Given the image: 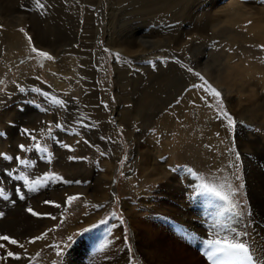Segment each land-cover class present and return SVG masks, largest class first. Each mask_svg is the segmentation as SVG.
Segmentation results:
<instances>
[{"label": "rangeland", "instance_id": "obj_1", "mask_svg": "<svg viewBox=\"0 0 264 264\" xmlns=\"http://www.w3.org/2000/svg\"><path fill=\"white\" fill-rule=\"evenodd\" d=\"M40 3L43 7H38L36 0H0V10L17 11L15 30L36 24L44 33L43 39L56 42L54 50L59 54L56 62L62 72L70 69V61H64L71 55L69 45L80 49L82 54L76 56L85 66L79 65L82 72L78 76L90 85L84 87L88 89L84 96H90L91 101L78 104L77 117L85 119L79 113L83 107H92L93 102L95 109L108 114L109 131L98 132L105 120H97L96 116L92 121L94 128L90 124L75 128L62 120L59 128L53 120L50 127H40L41 121L29 117L25 110L22 132H13L17 120L10 112L12 107L25 102L31 109L48 113L50 95L44 97L45 101L30 97L36 86H30L28 77L38 72L34 78L51 88L54 79L48 75L47 62L55 58L40 57L32 51L33 47L24 55L20 38L16 49L11 50L8 32L0 26V189L3 190L0 222L13 217L18 205L22 208L21 216L40 221L56 217L35 236L17 235L21 240L15 239L12 231L0 228V235H8L23 245L22 248L15 245L22 259L6 260L22 264L27 257L24 264H66L73 246L92 237L95 247L92 264H98L96 256L105 250L113 252L111 264H149L139 249V239L135 238L136 222L153 229L159 225L168 234L173 232L175 222L170 215L176 212V203L163 191L166 185L173 184V178L178 186L187 187L194 181L192 187L196 189L187 190L188 194L200 202V208L210 217L220 216L218 205L223 202L200 194L198 185L201 182L224 185L231 203L237 206L232 214H238L243 227L250 229L246 224H252L247 221L251 201L248 185L264 176L261 118L264 112L256 110L239 116L237 103L240 101L243 107L252 104L244 88L246 85L253 88L260 78L249 71L254 57L262 55L264 59V35L251 34L250 25L264 16V0H40ZM240 9L246 10L247 17L236 16ZM249 13H255V17ZM24 17L25 20H18ZM118 35H123L121 40L130 44L132 55L122 54L110 45L120 38ZM242 46L246 49H240ZM235 66L245 75L231 76L229 80L235 91L233 101L218 86L217 78L223 71L233 73ZM116 71L122 74L123 82L117 83L124 87L122 98L126 96V101L120 102L117 96ZM76 77L73 74L69 78ZM74 85L67 83L61 92L69 94ZM209 86L220 97L212 95ZM258 94L263 97L264 90ZM75 98L80 101L81 95ZM228 99L233 103L229 104ZM124 111L129 118L121 127L117 122ZM137 111L141 115L139 120L133 116ZM224 112L235 121L234 128L228 124ZM37 142L47 151L37 150ZM18 148L20 153H16ZM16 157L28 163L20 164ZM52 173L62 179L32 186V181ZM21 176L27 177L29 183ZM101 177L105 179L103 185H99ZM53 192L65 198L63 204L57 197L52 198ZM69 196L78 199L69 204ZM29 207L40 215H32ZM193 207L198 209L196 202ZM38 236L44 238L30 242ZM4 245L1 251L12 244ZM202 248L199 243L198 251H194L209 264Z\"/></svg>", "mask_w": 264, "mask_h": 264}, {"label": "bare ground", "instance_id": "obj_2", "mask_svg": "<svg viewBox=\"0 0 264 264\" xmlns=\"http://www.w3.org/2000/svg\"><path fill=\"white\" fill-rule=\"evenodd\" d=\"M245 11L243 9L238 10L236 16L237 17H240V16L244 17L246 15V17H247L248 13H246ZM16 12L17 11H9V10H6L4 8H2L0 10V26L3 25V29L5 30V32H6V30L8 32V35L6 36V38H7L8 44L10 46V49L11 50L16 49V46L18 43L17 38H20L24 43V46H23L24 55H27L30 52L31 47H36L42 51L49 53L50 55L52 54V56H53L52 58H55V60H51V61L47 62V69L49 71L48 75L51 78L53 77V79H54V80L52 79L54 84L52 85L51 88L49 86H46L44 83H42L39 78H37V79L34 78V76L37 75L38 72L33 73V74L31 73L32 75L30 77H28V80L30 81V84H31L30 86H36V88H34L30 91V97H32V98H39L40 97L43 100L44 97H46L44 95V93H47L48 95H50V102H49L50 106L48 109V113L47 112L45 113L42 109H40L38 111L35 109H31L30 108L31 106L29 107V105H27L28 103H25V102L21 103L19 106L12 107L10 112H11V114H13V119L17 120V121H15L17 123V126L12 128V131L13 132L16 131V133H18V134L20 132H22L20 129V125H22V124L25 125V122H22V121L27 116V115H25L26 113H24V111L28 110L29 112L27 111V113L30 114L29 117L32 116L34 119H39L41 121L40 127H46V128L50 127V125H51L50 123L52 120L55 121L57 124H60L61 120L68 122V123H71L72 127H75V128L80 127L81 125H84V124H90L92 126L93 125L92 121H94L93 116H96L97 120L98 119L101 121L105 120V122H103V123L101 122L102 126L100 125L101 128L98 132L103 131L104 133H107L109 131L108 114L105 112L101 113L99 109H95V107H93L94 106L93 102H92L93 108L90 106L88 107V109L83 107L81 112L79 113V115L85 119L79 120L77 117V111L80 110V108H78L79 107L78 104H82V105L89 104L90 102L88 103V101H91V99L89 100L90 96H88V97L84 96L85 91L87 89L84 87L85 86L90 87V85H88L80 76H78V73L81 74V72H82V71H80L81 69H80L79 65L82 64L83 66H85V64H84L85 62L83 63L80 61V59H78V57L82 54L80 49H78V48L76 49L75 46H73L72 44L69 43L70 44L69 46H71V50H68V52H69L68 54H71V55H70L69 59H64V61L65 60L70 61L69 62L70 69L67 72H62L61 69L59 68L58 63L56 62L57 61L56 59L59 56V54H56V50H54L56 42L52 44L51 40L43 39L44 33L41 32L38 25H36V24H32L31 27H29V28L19 26V28L15 30L14 20L16 18H14V14L16 15ZM20 14H22V13L20 12ZM250 14H252L251 17L255 15V13L254 14L249 13V15ZM263 15H264V13L262 14V16ZM22 16H23V14H22ZM18 20L19 21L25 20V17L23 19L19 18ZM251 23H252V25H250L251 34L253 33L256 35V34L261 33L262 35H264V32H263L264 31V16L261 17L260 20L253 21ZM260 30L262 32H259ZM1 32H2V29H0V34H1ZM5 32L3 33L4 42L6 41L5 40ZM245 34H247V33H245ZM248 34L250 35V33H248ZM112 35L116 36L114 34H112ZM118 36H120V38H116V41H114V42L111 41L110 45L113 46V48H115V49L121 50L122 54L124 52L126 55L127 54L130 55L132 53V52H130V44L125 43L124 41L121 40V36H123V35H118ZM259 37H260V35H259ZM259 37H258V39H259ZM112 38H111V40H112ZM44 40H46V41H44ZM253 40L255 41V39H253ZM49 44H52V45H49ZM240 49L244 50V49H246V47L242 46ZM252 50H254V49H252ZM259 51H261V50H259ZM256 54H258V53H256ZM259 56L260 55H258V57H254L256 60L255 59L252 60L253 63L251 62V64H250L251 65L250 68L252 70L249 71V73L250 74L254 73L255 77L258 76L260 78L257 82L253 83V85L251 84L253 86V88H251L247 85H246V88H244V91L246 93L247 92L249 93L248 97L252 98V104L249 106L243 107L242 105H240V103H241L240 101H238V103L236 102L238 107L240 108V111L238 114L239 116L243 115L244 113L248 114V112H252V111H256V110H260V111L264 112V96L262 97V96H260V94H258L260 90L261 91L264 90V61H263L264 59H262V55H261V57H259ZM63 58H65V57H63ZM243 62H246V61L243 60ZM248 63L249 62H247V64ZM205 66H206V64H205ZM238 67L239 66L234 67L233 73H230L229 71H223L217 78L218 86L221 87V89H223V91L225 92V95H228L230 98L233 99V101L235 100V96H234L235 91L232 90V88H231L232 86H230L228 84L229 80H230L231 76H233V78H238L239 75L240 76L245 75V72L241 71V69L239 70ZM243 68H244V66H243ZM250 68H249V70H250ZM139 69H140V66H139ZM247 69H248V67H247ZM73 74L75 76H77L76 79L75 78L74 79L69 78ZM116 75H117L116 84L118 86L117 87V96L120 97L119 98L120 102H122L126 99V96H124L122 98L124 87L122 88V85H119L117 83L118 81L120 83L123 82L122 74L120 72L116 71ZM85 76H86V74H85ZM87 78H89V77H87ZM89 80H90V78H89ZM238 80L242 81L241 78H239ZM67 83L76 84L72 87V90L68 91L69 94H65L66 92L65 93L61 92L66 87ZM38 89H41V90L38 91ZM238 93H240V91H238ZM79 94L81 95L80 101L75 98V96L79 95ZM86 95H88V93ZM92 95H94V94H92ZM51 97H56L57 99L62 100L64 102V105L59 106V105L53 104L51 101ZM2 98H6V97L2 96ZM121 99H122V101H121ZM4 100H6V99H4ZM43 101H45V99ZM231 101H232L231 99H228L229 104L233 103V102L231 103ZM124 104H126V103H124ZM124 108H126V107H124ZM49 110H50V112H49ZM32 111H34L36 113H34ZM138 111L135 112V114H133V116H135L139 120L141 115H139ZM93 112L95 113V115H93ZM37 113H39L40 115H37ZM123 113L124 114H121V116L119 117V122H117V123H120L121 127L125 126V121H126V119L128 120V118H129V116L126 115L125 111ZM249 115L251 116V114H249ZM262 116H264V115H262ZM261 118L264 119V117H261ZM66 119H69V120L66 121ZM81 120L85 121V123H82ZM42 121H43V123H42ZM85 128H86L85 130L87 131V127H85ZM93 130L94 129H91L90 132L93 133ZM59 131L60 130H58V132ZM90 132L88 134H90ZM67 139L70 141L71 138H67ZM22 140L23 139H21L20 142ZM253 143L254 142H252V144ZM255 144H254V146H255ZM258 145H259V143H258ZM258 145H257V147H258ZM249 147L252 148V146H249ZM16 153H20L19 148H18ZM175 180H176V178H173V184L166 185L167 187L163 190V191L168 192L169 194L168 193H166V194L170 195V197H172L174 202L176 203L177 210H176V212L173 211L174 212L173 216L170 215L171 218L173 217L174 222H175L173 232L168 234V233L164 232L163 229L159 225L154 227V229H153L152 226L150 228L148 225L146 226V224L142 223L141 221L136 222L138 224V232L135 234V238L139 239V241H140L139 249L142 251L144 258L146 259V261L149 264H207L196 253V251H198V244L200 243L201 246H203L202 251H201L203 253L204 243L207 240L216 238L217 233L220 236L233 235L234 234L233 230H235V232L247 233V235L242 237V239L246 240L248 242V244L250 245V250L254 254V259L256 260L257 264H264V176L261 175L260 178L257 179V181L255 183L250 182L248 185V190H249V193L251 195V201H250V213L247 216V221H251L252 224H248V222L246 224H247V226H249V225L251 226L250 229L243 227L241 217L238 214H232L229 212H224L223 214H221V209H220V211H219L220 216L210 217V215L207 214L208 212H205L200 208L201 207L200 202L198 200H196V198L194 199L193 196H190L188 194L187 190H191V191L193 190L194 191L196 189V187H192L194 181H190L191 183H189V185L186 187L184 184L182 186L181 185L178 186V184H175ZM104 183H105V179H104V177H101L99 179V185H103ZM58 195L59 194H55V192H53L52 198L55 200V197H57L59 199L58 202L63 204L65 198H60V197H58ZM106 196H108V195H106ZM195 202L198 205V209L193 207ZM21 211H22L21 205H18L17 207H15V213H14L13 217L5 219L3 222H0V228H2V229L4 228L5 230L10 231L9 233L13 232L12 234L15 236L14 237L15 239L21 240L17 235H21L23 237L35 236L36 234H38L40 231L43 230V229H41L42 226L43 227H46V226L49 227L50 226V222H51L52 218L47 217L45 221L34 220L30 217L21 216ZM170 217H167L168 221L171 220ZM224 227H226V228H224ZM92 242H93V244H92ZM1 243L2 244H8L5 241H1ZM194 243H197V245ZM96 244H97V242H96ZM15 247H16L15 245H10L9 249H4L3 251L0 250V256H5L8 251H12V252L17 254ZM193 247H194V249H193ZM94 248H95L94 247V241H93L92 237L90 239L78 241V243L73 246L74 250L71 251L70 253H68L66 264H92L91 258L93 256V254L95 253ZM19 250H22V249H19ZM102 250H105V249L103 248ZM194 250H196V251H194ZM110 253L112 254L113 252L106 251V250L103 251L101 254L96 256L97 258L95 261H97L98 264H111L112 259L110 260V257H111ZM26 259H27V257H24V259L20 263L24 264ZM0 264H13V261H11V260L10 261L0 260Z\"/></svg>", "mask_w": 264, "mask_h": 264}, {"label": "snow or ice", "instance_id": "obj_3", "mask_svg": "<svg viewBox=\"0 0 264 264\" xmlns=\"http://www.w3.org/2000/svg\"><path fill=\"white\" fill-rule=\"evenodd\" d=\"M36 3L38 7H43V5L40 3V0H36ZM32 51L36 52L37 55H39L40 57H43L49 60L52 59V57L48 53L39 51L35 47H33ZM197 75L199 74L197 73ZM201 79H203V77H201ZM205 83L207 82L205 81ZM209 88H210L212 95L216 97H220V93L216 89L211 88V86H209ZM44 95L46 97L48 96L47 93H44ZM51 101L52 103L59 105V106L64 105V102L62 100L57 99L56 97H51ZM224 116L225 118H227L228 124L234 128L235 121L227 114V112H224ZM56 127L59 128L61 127V125L57 124ZM25 133H27V130H25ZM32 139L35 140V137L33 136ZM65 147H68V146L65 145ZM20 148L22 150H25L24 145H20ZM35 148L40 151H47V149L42 148L38 142L35 144ZM7 159L11 160L12 157H7ZM16 159L19 161L20 164L28 163L26 160H23L20 157H16ZM237 159H239V153H237ZM20 178L23 179L26 184L29 183L27 177L21 176ZM61 179H62L61 177L52 173V174H46L42 178H37L36 180L32 181L31 184L34 187L35 185L46 183L49 180H61ZM77 183H79V181H77ZM198 192L200 194L212 197L218 201H222L223 203L218 205V207L221 209V214H223L224 212L232 213L237 207L235 204L231 203L230 194L224 191V185H217L215 183L201 182L198 185ZM2 194H3V190L0 189V195ZM20 198L23 199L24 198L23 195H21ZM75 199H78V197L69 196L68 203L70 204ZM45 203H54V202L45 201ZM54 206L60 207L59 204H55ZM28 211L34 216L40 215V213L33 211L31 207L28 208ZM2 215L3 213H0V216ZM113 216L115 217L114 213H113ZM51 218L56 219L55 216H52ZM101 223H105V222L102 221ZM233 232H234L233 235H224V236H220L217 233L216 238L209 239L204 243L203 255H205V257L209 261V264H257L256 260L254 259V254L250 250V245L248 244L246 240L242 239V237L246 236L247 233L235 232V230H233ZM44 236H46V234H44ZM44 236H38L30 242L34 243L35 240L43 239ZM0 240L6 241L12 245H18L21 248L23 247L22 244H18L17 240L12 239L8 235H0ZM4 247H5L4 244H0V248H4ZM57 254L59 255V253ZM9 257L13 259H17V260L21 259V257L18 254L12 251H8L6 253V256H0V260H6Z\"/></svg>", "mask_w": 264, "mask_h": 264}]
</instances>
